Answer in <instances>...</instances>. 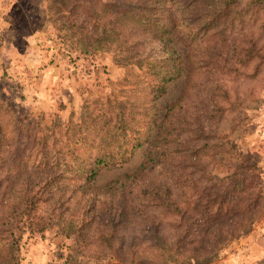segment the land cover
<instances>
[{"label":"rangeland","instance_id":"374dc122","mask_svg":"<svg viewBox=\"0 0 264 264\" xmlns=\"http://www.w3.org/2000/svg\"><path fill=\"white\" fill-rule=\"evenodd\" d=\"M124 2L145 8L153 22L175 26L166 42L180 56L183 73L156 101L149 138L129 161L102 168L89 189L76 170L35 166L83 157L74 142L99 101L125 98L134 112L149 104L157 76L127 55L167 64L160 32L122 17L112 23L103 13L102 19L86 14L87 7ZM87 35L98 40L97 49L84 45ZM185 151L198 155L185 162L207 166L196 171L204 194L183 220L161 214L165 243L158 249L142 226L156 206L150 193ZM255 165L264 189V0H0V227L6 222L19 236L12 254L7 234L0 233V264L11 254L20 264H264V216L249 223L240 212L259 185L233 192ZM60 174L51 186L50 177ZM124 178L135 182L127 188L131 195L110 193L107 186ZM31 187L38 203L31 216L48 225L41 231L28 215L10 214L13 198ZM241 197L242 204L235 202ZM112 221L109 246L101 237Z\"/></svg>","mask_w":264,"mask_h":264},{"label":"trees","instance_id":"16d2710c","mask_svg":"<svg viewBox=\"0 0 264 264\" xmlns=\"http://www.w3.org/2000/svg\"><path fill=\"white\" fill-rule=\"evenodd\" d=\"M65 2L67 0H64ZM87 7V6H86ZM75 7L70 11L75 13ZM157 9V8H156ZM104 14V19L114 23L117 17H122L127 23H136L140 25L146 32L152 33L153 31H159L160 34L158 39L165 45L166 49V61L167 64L159 62L153 57H139L133 51L128 53L129 63L136 64L141 71L144 73H150L151 75L157 76V84L152 86L151 96L149 104L142 108L141 112H134L133 107L123 99L109 103V101H99L101 104L98 113L94 118L84 119L82 124L79 126L78 139L74 142L80 144L79 147L83 151V157L77 156L75 162H38L35 168H41L42 166H49L51 168H60L62 165L66 166L69 170H76L77 176L84 183L82 187L94 189V185L91 183L99 174L102 168L113 167L130 160L134 151L140 147L144 142V139H148L152 127L156 125V117L158 116V108L156 107V101L166 91L168 83L178 79L182 76L183 68L181 65V59L174 48H170L166 40L172 35L175 30V26L171 22L163 25L156 19L154 22L149 19V16L145 8L136 6L133 4H105V8L87 7L86 14L89 17L102 19L99 14ZM158 12H156L157 14ZM77 26V23H75ZM87 41L88 49H97L99 42L97 39L84 36ZM124 97H127L124 95ZM90 113L87 117H89ZM86 117V118H87ZM149 118L148 125L143 128V119ZM165 129V125H159ZM165 136H161L156 142V145L165 140ZM179 155V153L177 154ZM198 155L193 152H183L181 162H177L175 168L171 170L169 168L168 176L160 181L156 188L150 193L149 202L156 206L150 210V221L147 224L142 225L143 228L147 229L153 236L151 238V245L155 244L158 249L164 248V241L162 239V221L161 214H169L170 219L176 220L179 216L182 220L184 219V213L190 209L197 200L203 197L204 188L202 180H200V174L202 170H205L207 166H201L200 162H185L188 161L189 157H197ZM197 159V158H194ZM154 166L160 165V162H150ZM189 168V169H188ZM254 170L251 176L248 175L243 180L242 184H239L235 189L234 194L243 195L249 192L253 187L257 188V193L247 195V201L250 200L248 205L244 206V210L240 208V212L243 211L249 216V223L260 220L264 216V189L262 182V173L258 166H253ZM198 172L196 173V171ZM17 171V168H16ZM259 172V173H258ZM19 173V172H18ZM196 173V174H195ZM237 172L231 174L229 179V186L233 185V178L237 176ZM60 174L57 177H50L54 183L50 182L54 186L58 182ZM209 182L213 183L214 177L208 176ZM48 180V181H50ZM129 183V184H127ZM135 182H128V178L118 179L117 181L111 182L107 189L110 193H119L123 189V192L128 191L127 188L134 185ZM49 187L55 188V187ZM81 186V185H80ZM46 188V186H45ZM239 188V190H237ZM158 189L156 192L155 190ZM56 190H63L62 186H57ZM190 190L191 192H189ZM7 192V191H6ZM129 192V191H128ZM129 195L131 193L129 192ZM34 190L32 187L24 191L20 196L13 198L10 203L9 209L10 214L15 217H20L23 220L27 215L32 224V227L39 225V230H44L48 227L43 217H38V222L34 221V217L31 213L37 210L38 203L36 197H34ZM123 196V195H122ZM127 198V197H125ZM237 198L232 200L235 201ZM245 200V197L239 198L237 201L239 204ZM80 202V201H79ZM120 202V199L118 200ZM231 203V202H229ZM186 209V211H185ZM159 211V212H158ZM242 212V213H243ZM17 214V216H16ZM147 216V213H144ZM157 219V220H156ZM177 222V220H176ZM6 222H3V226L0 227V233L2 235L7 234V242H9V250L12 253V248L17 245L19 236H16L14 227H7ZM110 228L108 234H102L101 241L107 243L109 246L113 245L115 237V223L112 221L106 225ZM164 242V243H163ZM13 254V253H12ZM10 255L9 262L5 264H20L19 259L16 256Z\"/></svg>","mask_w":264,"mask_h":264}]
</instances>
